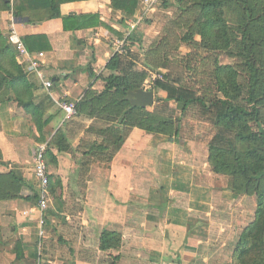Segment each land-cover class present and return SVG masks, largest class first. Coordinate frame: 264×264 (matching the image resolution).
Returning a JSON list of instances; mask_svg holds the SVG:
<instances>
[{"label":"trees","instance_id":"trees-1","mask_svg":"<svg viewBox=\"0 0 264 264\" xmlns=\"http://www.w3.org/2000/svg\"><path fill=\"white\" fill-rule=\"evenodd\" d=\"M2 1L15 17H20L21 12L26 9L35 10L38 6L34 5L37 4L36 1H47L53 11L52 17H59L60 4L79 0ZM229 1L240 11L244 35L250 36V45L240 51L243 55L241 58L246 61L244 68L249 73L250 96L245 104L240 102L243 87L238 83L236 71L230 66H220L216 59L214 68L207 73V77L209 80L214 78L211 86L215 88L217 96L206 88L189 86L185 75L175 73L172 69L174 54L180 52L182 44L178 40L172 45L171 38L178 30L184 29L185 25L179 12L183 15L197 12L200 17L194 20L195 30L188 34L182 33V43L185 41L188 45L194 44L213 53L231 52L232 36L225 13ZM112 4L128 16H134L139 0H113ZM177 12L176 18L167 22L162 34L144 54L143 60L131 53L128 43L127 55L114 54L105 68L107 74L101 78L104 82L103 90L98 91L93 86L88 89L76 103V115L65 122L50 140L45 135V130L53 117L46 118L45 113L51 104L36 103L37 88L31 79L34 76L27 72L24 65L18 63L17 53L12 51L8 42V34L4 35L0 31V103L15 102L30 115L32 135L37 143L47 145L49 165L57 164L58 157L63 154H74L79 161L76 184L81 192L86 191L85 186L91 180L93 166L111 163L135 129L149 136H163L168 141L180 143L182 122L187 114L194 112L193 116L200 123L209 124L215 129L213 138L206 146V163L212 177L225 179L221 187H216L222 190L226 186L224 183H228L234 204L245 198L250 202L254 200L256 207L252 222L237 231L233 243L224 247L227 258L217 256L212 264H264V110L254 102L253 95L260 85V77L258 78L259 69L256 66L258 62L251 58L252 55L259 57L258 51H255L259 45L254 44L252 35H264V0H181ZM189 23L192 30L193 22ZM196 37L200 38L199 42ZM24 44L32 53L27 41ZM140 61L145 68L141 71L138 70ZM165 70L167 73L163 80L155 82L153 87L155 93L163 94L156 98L153 111L134 107L127 100L128 91L144 90L145 82L150 80V72ZM164 105L166 109L159 108ZM171 110L177 112V116L168 112ZM57 187L63 190L62 182L50 176L52 197L56 195ZM28 188L27 181L18 169L13 168L7 174H0V204L15 200H28L37 204V192L32 191L29 196L25 194ZM64 200L65 213L71 214L76 211L75 207H83L74 190ZM114 202L120 205L117 200ZM149 207L152 209L153 206ZM100 226V255L96 252L89 253L83 248L79 251V233L74 229L82 228L81 222L67 220L51 209L44 225L45 254L51 253L50 243L53 242L58 251L49 254L50 256L69 255L75 257V260L100 256V264H121L123 256H129L125 255L123 232L116 224L102 226L100 223ZM5 244L0 228V251L5 249ZM62 246L65 251L68 250L63 254L59 253ZM12 252L15 261L26 259L21 241H16ZM45 260L50 261L44 256L39 261L45 263Z\"/></svg>","mask_w":264,"mask_h":264},{"label":"crops","instance_id":"crops-1","mask_svg":"<svg viewBox=\"0 0 264 264\" xmlns=\"http://www.w3.org/2000/svg\"><path fill=\"white\" fill-rule=\"evenodd\" d=\"M180 1L155 0L149 6L139 0L134 16L116 9L113 0L71 1L60 4L59 17H52L53 11L47 1H36L34 5L38 6L35 10L26 9L20 17H15L0 0L2 34L7 35L13 28L27 41L34 56L44 54L42 74L53 87L47 89L37 75L29 74L34 76L31 79L37 88L36 103L51 104L45 113L46 118L53 117L45 130L48 140L71 119L61 107L64 102H79L92 86L98 91L103 90L101 78L107 74L105 68L115 54L114 40H126L131 53L143 60L144 54L162 34L172 12L178 9ZM133 23L137 24L135 30H131ZM142 69L145 68L140 61L138 70ZM148 82H145L144 90ZM162 95L156 93V98ZM30 119V115L17 103H0V174L18 169L29 185L25 191L29 196L32 191L37 192L34 154L41 144L32 135ZM147 156L157 161L156 170H153V160H147ZM104 165L107 166L106 172L101 173ZM49 172L53 179L62 182L63 190L58 187L50 201L57 213L64 207L62 195L64 198L71 190L79 199L100 195L103 189L106 195L115 198H149L146 205L152 214L147 220L162 231L156 242L158 247L150 251L151 261L156 264L163 258L171 259L170 264H212L221 252H225L224 247L233 243L237 231L252 222L256 210L254 200L252 209L245 206V198L234 204L228 183L218 190L215 185L204 182V179L212 177L206 163V146L200 148L198 143L183 139L180 143L168 141L166 137L149 136L139 129L132 132L111 163L93 166L91 180L86 183L84 192L76 184L79 161L74 154L58 157L57 164L49 165ZM102 180L105 182L103 186L97 187L94 182ZM93 185L96 190H90ZM162 203L160 212L149 207ZM97 205L91 212L97 216H90V219L100 215ZM82 206V210L90 214L89 205L82 203ZM2 207L8 209L10 226L17 240L23 243L26 259L21 264H37L40 257L37 204L15 200L2 203ZM67 220L71 219L68 217ZM87 225L89 219L81 222L82 227ZM148 243L154 244L152 237Z\"/></svg>","mask_w":264,"mask_h":264},{"label":"rangeland","instance_id":"rangeland-1","mask_svg":"<svg viewBox=\"0 0 264 264\" xmlns=\"http://www.w3.org/2000/svg\"><path fill=\"white\" fill-rule=\"evenodd\" d=\"M177 10L178 9H175L172 12L173 14L169 18V21L172 18L174 19L176 18V15L178 13ZM225 13L229 23L233 44H232L231 52L225 51L220 53L209 52V50L205 51L203 50V48L202 49L198 48L197 45L194 44L188 45L185 41L182 43L181 41V38L183 36L182 33L188 34L189 32L195 30L194 20L200 17L197 12L194 13L192 12L190 14L185 13L184 15L180 12L178 13L180 18L183 16L181 20L184 22L185 25H184V29L182 28V30H178L177 34H175L171 38L172 45L177 43L178 40L181 42L180 44H182L180 47V52L174 54L172 69L175 71V73L185 75L186 83L189 86H192L196 89H198V87L202 89L206 88L207 91H211L212 94L217 96L218 94L215 88L211 86V83L214 81V78H211L213 80L212 81L209 80V78L207 77V73H210L213 70L216 59L220 66H224V67L230 66L231 68H233V71H236L238 83L243 87V96L240 102L245 104L246 99L250 96L248 95L249 73L244 68V64L246 61L244 58H241L243 55L240 53V51H243V49L246 48L247 45L248 46L250 45V41H248V39H250L249 38L250 36L244 35V32L241 29L243 25V19L239 14L240 11L239 9L237 10V7L234 4H232L230 1L227 2ZM191 21L193 22L192 30L190 29L191 24L189 23ZM252 37H254L255 39L254 44L259 45V47H257L255 50L258 51L259 57L256 58L254 55H252L251 58H253L255 62H258L256 66L259 69L258 78L260 77V85L253 96H254V102H256L257 105H260L261 109L264 110V42H262V40H264V35L260 37L254 34L252 35ZM195 39L198 42L200 41L199 37H196ZM11 49L16 54L15 49L12 47ZM153 73L157 74L158 72H153ZM159 108L166 109V105L160 106ZM148 110L153 111V107L149 108ZM172 110L168 112L173 113L174 116H177V112ZM194 114H195L194 112L187 114L188 115L187 118L183 120L182 128H181V138L189 142L198 143L200 148H202L204 146H207L208 143L211 141V139L215 134L214 131L215 129L213 128V126L209 124L200 123L193 116ZM263 120H264V116H263ZM149 157L150 156H147L148 158L147 160L151 159ZM141 159H143V157ZM123 162L126 163V161ZM153 164H154L153 170H156L158 165L157 161L153 160ZM106 168L107 166L104 165L103 170L101 169V171L100 170L99 171L101 173H105ZM223 181H225V179L222 180L217 177H211V179H204V182L211 183L215 186L219 185L220 187L222 186ZM94 183L95 184L97 183L96 184L97 187L99 186L100 188V186H103L105 182L104 180H102ZM224 184L226 185V183ZM105 189H108V186H106ZM90 190H96V186L93 185ZM111 198L112 197L106 195V191H104V189L100 192V195H92V196H86L85 198H81L80 201L84 203V206L89 205L88 208L91 209L89 211L90 214L84 212L81 206L75 207L76 211H74L71 214L65 213L64 212L65 208L61 207L62 208L61 212H64V214H61V212L60 214L62 216H65L66 219L69 217L72 220H77L79 222H83L84 220L86 221L87 219H89V225L79 229H74L76 230V232L78 231L79 233L78 246L80 248L78 250L82 251L81 248H83L85 249V251L89 253L96 252L97 255H100V251L98 249V241L100 238V232L102 231L101 230L102 227L100 226V223L102 226H104L103 223L105 222V224L108 225H112V224L118 225L120 230L123 232L126 243L124 251H125V255L128 254L129 256H123L121 264H156L155 261L153 262L151 261L150 251L158 247L156 245V242L161 238L160 236H162V231L160 229L154 228L152 226L154 225V223H151L150 221L147 220L148 219L147 217L148 216L150 217V214H152V212L148 210V206L146 205L148 203L149 198L145 196L144 197L140 196L135 198L134 197L117 198V199L115 198L111 199ZM114 200H117L120 203V205L114 202ZM61 201L62 204L65 203L64 198H62ZM96 204H98L97 206L99 207L100 215L98 217L90 219V216H97L96 214L91 213L94 211V209H96L95 206ZM244 204L245 206H249L251 209L254 207V202L253 201L250 202L247 199H245ZM163 205L164 204L162 203L160 206H153V208L157 209V211L160 212L162 210ZM69 207L72 206H68V208ZM51 209L53 210L51 204H49V208L46 212V217ZM46 217H45V223H46ZM0 228L2 231L4 241L6 243L4 245L5 249L3 248L4 250L0 251V264H19V263L21 264L22 261L14 260V255L12 250L14 244L17 241V235L14 234V230L10 226L8 209L2 207V204H0ZM41 230L42 229L38 231V243H37L38 247L40 248L39 260L41 257L44 256L46 259L48 258L50 261L45 260V263H43L42 261L41 262L38 261L37 264H100L99 262L100 256H87L85 260H80V259L75 260V257L73 258V256H50L49 254H55L56 251H58L57 245H55V243L53 242L50 243L51 253L45 254V250L43 246L45 242V234L41 235ZM151 237L154 242L153 245L150 243L147 244V240L150 239ZM66 251L62 246V250L60 249L59 253L63 254V252ZM226 255L227 254L225 252H221V256H225L226 258L227 257ZM170 262L171 259H168L167 261L165 258H163L157 264H170ZM26 264H32V263L29 262Z\"/></svg>","mask_w":264,"mask_h":264},{"label":"built area","instance_id":"built-area-1","mask_svg":"<svg viewBox=\"0 0 264 264\" xmlns=\"http://www.w3.org/2000/svg\"><path fill=\"white\" fill-rule=\"evenodd\" d=\"M149 6H151L155 0H143ZM137 24L133 23L131 25V30L136 29ZM8 42L15 49L17 53V61L19 64L24 65L26 70L30 74L37 75L42 81L45 82V87L51 89L53 84L51 81H46L42 74V63L41 59L44 57V54H39L37 57L28 51L26 48L22 37L15 31L11 29L8 32ZM113 46L115 47V53L121 55H127L128 51L126 49L127 42L126 40H114ZM166 72L152 73L150 80L147 83L146 90H153L155 82L158 80H163ZM63 111L68 117H72L76 114V103H67L64 102L61 105ZM46 144H39L36 147L34 154V175L37 180V194H38V203L37 210L39 215V224L40 229L45 225L46 212L49 208L51 201V192H50V172H49V162L46 157ZM44 232L41 230V235Z\"/></svg>","mask_w":264,"mask_h":264},{"label":"water","instance_id":"water-1","mask_svg":"<svg viewBox=\"0 0 264 264\" xmlns=\"http://www.w3.org/2000/svg\"><path fill=\"white\" fill-rule=\"evenodd\" d=\"M127 100L134 107L150 108L156 104V93L154 90L128 91Z\"/></svg>","mask_w":264,"mask_h":264}]
</instances>
